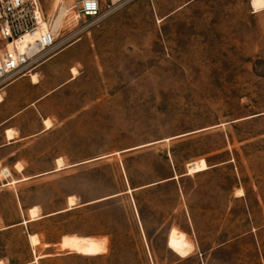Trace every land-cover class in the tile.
Segmentation results:
<instances>
[{
	"label": "rangeland",
	"instance_id": "rangeland-1",
	"mask_svg": "<svg viewBox=\"0 0 264 264\" xmlns=\"http://www.w3.org/2000/svg\"><path fill=\"white\" fill-rule=\"evenodd\" d=\"M74 39L16 125L47 130L0 152V261L264 264V0H130Z\"/></svg>",
	"mask_w": 264,
	"mask_h": 264
},
{
	"label": "built area",
	"instance_id": "built-area-1",
	"mask_svg": "<svg viewBox=\"0 0 264 264\" xmlns=\"http://www.w3.org/2000/svg\"><path fill=\"white\" fill-rule=\"evenodd\" d=\"M128 1L0 0V93L19 78L32 77L73 38L100 26ZM63 7L66 26L58 28L55 22Z\"/></svg>",
	"mask_w": 264,
	"mask_h": 264
},
{
	"label": "crops",
	"instance_id": "crops-1",
	"mask_svg": "<svg viewBox=\"0 0 264 264\" xmlns=\"http://www.w3.org/2000/svg\"><path fill=\"white\" fill-rule=\"evenodd\" d=\"M63 52H65V50L56 54L45 63H43L42 71L45 70L43 69V67L50 60L61 55ZM52 90L46 93L43 89L41 80L39 83H35L33 81V77L23 76L8 85L2 91L4 99L3 101H0V152L4 151L9 146H12L13 144L21 141L22 139H25L29 136L31 137L34 135H38L42 131L47 130L44 123V120L46 118L43 119L44 125L42 126L41 130H39V132L35 134L21 136L22 129H20V127H17L16 125L19 126V124L21 123L20 118L26 110L31 109L33 106H35L36 109L39 110L38 105L43 100V98H45V96ZM9 129H12L15 132V136L13 138L8 137ZM5 184H10V182ZM2 185H4V182H2Z\"/></svg>",
	"mask_w": 264,
	"mask_h": 264
},
{
	"label": "bare ground",
	"instance_id": "bare-ground-1",
	"mask_svg": "<svg viewBox=\"0 0 264 264\" xmlns=\"http://www.w3.org/2000/svg\"><path fill=\"white\" fill-rule=\"evenodd\" d=\"M66 11H67V9L65 7H63L60 10L58 18L56 19V22H55L56 27L64 28V26H65L64 16L66 14ZM73 74L74 75L78 74V71L76 68L73 69ZM33 79H34V82H36V83L39 81L37 75H33ZM2 100H3V97L0 94V101H2ZM45 121H47V123H48L47 127H50L51 121L48 119ZM14 136H15L14 132L11 129H9L8 130V137L13 138ZM191 166L195 169H199L197 162L192 163ZM58 168H61V167L59 166ZM27 178H29V177H24L22 179H27ZM19 180L20 179L13 180L12 183H16ZM69 204H70V206L75 204V196L70 197V203ZM30 211H31V218L29 221H32V220L39 218V207L38 206L32 207L30 209ZM24 222H28V220H25ZM0 229H1V227H0ZM31 240L35 244L40 241L37 234H32ZM59 248L64 250V251H97L99 248V242L95 237H91V236H79L76 234L65 235L62 242L59 245ZM0 264H5V263H4V261L1 260Z\"/></svg>",
	"mask_w": 264,
	"mask_h": 264
},
{
	"label": "trees",
	"instance_id": "trees-1",
	"mask_svg": "<svg viewBox=\"0 0 264 264\" xmlns=\"http://www.w3.org/2000/svg\"><path fill=\"white\" fill-rule=\"evenodd\" d=\"M184 174H182V175H180L179 177H182ZM175 175L173 174V175H171L170 177H168V178H166V180H164V182L162 181V182H159V183H157V184H162V183H166V182H169V181H173L174 179H169V178H171V177H174ZM21 181H23V180H25V179H20ZM76 206H77V204H75L71 209H70V207L68 208V210H73V209H75L76 208ZM67 210V211H68Z\"/></svg>",
	"mask_w": 264,
	"mask_h": 264
},
{
	"label": "water",
	"instance_id": "water-1",
	"mask_svg": "<svg viewBox=\"0 0 264 264\" xmlns=\"http://www.w3.org/2000/svg\"><path fill=\"white\" fill-rule=\"evenodd\" d=\"M177 176V174L174 176V177H171V178H169V179H175V178H178V177H176ZM66 210H68V209H66Z\"/></svg>",
	"mask_w": 264,
	"mask_h": 264
}]
</instances>
